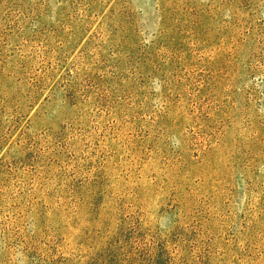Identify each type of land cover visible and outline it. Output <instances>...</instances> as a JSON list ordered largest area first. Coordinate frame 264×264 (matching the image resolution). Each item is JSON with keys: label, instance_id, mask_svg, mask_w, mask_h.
<instances>
[{"label": "rangeland", "instance_id": "374dc122", "mask_svg": "<svg viewBox=\"0 0 264 264\" xmlns=\"http://www.w3.org/2000/svg\"><path fill=\"white\" fill-rule=\"evenodd\" d=\"M0 264H264V0H0Z\"/></svg>", "mask_w": 264, "mask_h": 264}]
</instances>
